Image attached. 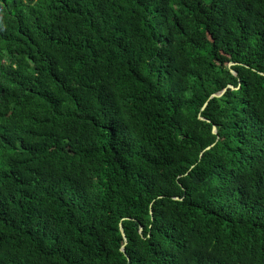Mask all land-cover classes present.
Instances as JSON below:
<instances>
[{
	"label": "trees",
	"instance_id": "trees-1",
	"mask_svg": "<svg viewBox=\"0 0 264 264\" xmlns=\"http://www.w3.org/2000/svg\"><path fill=\"white\" fill-rule=\"evenodd\" d=\"M0 264H264V0H0Z\"/></svg>",
	"mask_w": 264,
	"mask_h": 264
},
{
	"label": "rangeland",
	"instance_id": "rangeland-1",
	"mask_svg": "<svg viewBox=\"0 0 264 264\" xmlns=\"http://www.w3.org/2000/svg\"><path fill=\"white\" fill-rule=\"evenodd\" d=\"M220 51H221L224 62L229 63V61H230L229 53L226 51L225 48H221Z\"/></svg>",
	"mask_w": 264,
	"mask_h": 264
},
{
	"label": "water",
	"instance_id": "water-1",
	"mask_svg": "<svg viewBox=\"0 0 264 264\" xmlns=\"http://www.w3.org/2000/svg\"><path fill=\"white\" fill-rule=\"evenodd\" d=\"M225 91H226V90H225ZM225 91H224V92H225ZM224 92H223V93H224ZM223 93H221V94H213V95L211 96V98L220 97V96H222ZM214 132H215V128H214ZM120 229H121V232H122L123 237L126 238V237H125V233H124V230H123V226H122V224H120Z\"/></svg>",
	"mask_w": 264,
	"mask_h": 264
}]
</instances>
